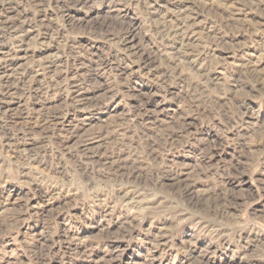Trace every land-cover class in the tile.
<instances>
[{"label": "rangeland", "instance_id": "374dc122", "mask_svg": "<svg viewBox=\"0 0 264 264\" xmlns=\"http://www.w3.org/2000/svg\"><path fill=\"white\" fill-rule=\"evenodd\" d=\"M0 30V264H264V0H0Z\"/></svg>", "mask_w": 264, "mask_h": 264}, {"label": "bare ground", "instance_id": "6f19581e", "mask_svg": "<svg viewBox=\"0 0 264 264\" xmlns=\"http://www.w3.org/2000/svg\"><path fill=\"white\" fill-rule=\"evenodd\" d=\"M7 22V21H6ZM6 22H4V23H6ZM3 25V24H2ZM1 31V30H0ZM2 36V35H1ZM6 38V37H5ZM14 38V37H13ZM15 41V40H14ZM72 95V94H71Z\"/></svg>", "mask_w": 264, "mask_h": 264}]
</instances>
